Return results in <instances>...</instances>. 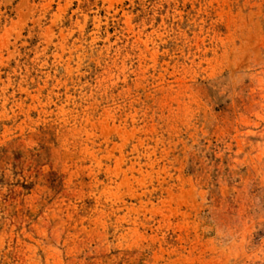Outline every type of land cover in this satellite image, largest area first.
Here are the masks:
<instances>
[{
  "label": "rangeland",
  "instance_id": "374dc122",
  "mask_svg": "<svg viewBox=\"0 0 264 264\" xmlns=\"http://www.w3.org/2000/svg\"><path fill=\"white\" fill-rule=\"evenodd\" d=\"M0 264H264V0H0Z\"/></svg>",
  "mask_w": 264,
  "mask_h": 264
}]
</instances>
